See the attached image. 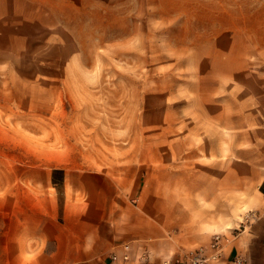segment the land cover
Segmentation results:
<instances>
[{
    "label": "rangeland",
    "instance_id": "obj_1",
    "mask_svg": "<svg viewBox=\"0 0 264 264\" xmlns=\"http://www.w3.org/2000/svg\"><path fill=\"white\" fill-rule=\"evenodd\" d=\"M68 4L53 32L25 28L0 57V220L61 219L104 180L130 202L154 185L177 199L178 164L218 104L264 102V0ZM232 204L233 220H200L227 250L264 221L256 192Z\"/></svg>",
    "mask_w": 264,
    "mask_h": 264
},
{
    "label": "crops",
    "instance_id": "obj_2",
    "mask_svg": "<svg viewBox=\"0 0 264 264\" xmlns=\"http://www.w3.org/2000/svg\"><path fill=\"white\" fill-rule=\"evenodd\" d=\"M72 0H0V57L11 43L23 41L25 28L51 33L62 23L61 13ZM261 103V104H260ZM243 96L232 112L218 104L210 115L209 137L183 156L176 172L177 199L169 188L145 186L130 202L116 183L88 193L87 201L62 208L61 219L0 220V264H178L199 247L207 248L211 234L200 220H233L234 193H257L256 219L264 220V102ZM257 126L260 131L252 132ZM106 189V190H104ZM173 191V186L171 188ZM245 205V204H244ZM253 217V216H252ZM251 217V218H252ZM264 221L250 233L236 236L220 263L264 264ZM227 224L221 232H227Z\"/></svg>",
    "mask_w": 264,
    "mask_h": 264
},
{
    "label": "built area",
    "instance_id": "obj_3",
    "mask_svg": "<svg viewBox=\"0 0 264 264\" xmlns=\"http://www.w3.org/2000/svg\"><path fill=\"white\" fill-rule=\"evenodd\" d=\"M264 128V123H262ZM230 244V238L222 235L215 234L212 236L209 246L199 247L190 252L184 261L178 262V264H214L218 262L227 253V246ZM129 246H123V255L118 257L116 255L110 256V260L117 264H124L129 260ZM243 260L235 256L233 264H243Z\"/></svg>",
    "mask_w": 264,
    "mask_h": 264
}]
</instances>
